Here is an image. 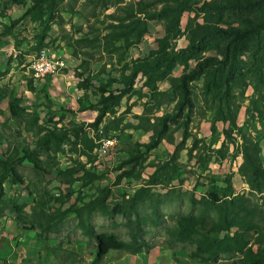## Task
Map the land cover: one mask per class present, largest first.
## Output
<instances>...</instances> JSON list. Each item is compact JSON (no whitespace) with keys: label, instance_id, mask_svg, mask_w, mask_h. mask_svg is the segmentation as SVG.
I'll return each instance as SVG.
<instances>
[{"label":"rangeland","instance_id":"1","mask_svg":"<svg viewBox=\"0 0 264 264\" xmlns=\"http://www.w3.org/2000/svg\"><path fill=\"white\" fill-rule=\"evenodd\" d=\"M136 1L56 0L50 10L45 3L33 8L31 0H0V12L7 14L11 2L18 15L6 23L0 21V155L19 160L22 150L30 152V161L20 160L15 167L22 182L12 183L8 178L3 183L0 232L14 224L33 232L61 264H86L95 253V241L78 227L76 210L103 187L111 189L109 205L123 202V197L145 186L156 164L164 163L158 171L159 183L149 188L161 194L171 191L165 199L173 201H145L128 214L95 211L89 219L93 232L113 233L125 242L135 235L144 252L154 247L177 248L188 255L193 245L176 241L177 215L214 218V209L190 198L201 200L211 190L223 195L229 182L252 212L246 222L255 228L233 226L230 230L243 231L248 245L262 248L264 241L256 230H264V189L250 188L241 174V140L232 129L231 140L224 141L223 131L230 124L215 120L213 109L202 102L203 77L190 83L192 107L176 122L167 123L168 138L149 151L140 145L149 140L152 131L148 128L172 111L177 96L169 77L158 81L152 93L141 73L127 89L132 60L148 56L164 36V24L157 17L146 20V31L137 41L134 31L124 33L123 24L130 19L122 7ZM150 1L149 10L162 4ZM136 16L143 14L134 12ZM202 16L184 11L181 34L170 45L185 47L189 41L186 24L202 23ZM126 34L127 41L122 39ZM42 49L61 57L64 68L41 80L27 65ZM193 66L190 61L189 67ZM182 70L181 65H174L170 77ZM236 76L230 90L231 110L237 126L257 145L264 168V81L258 84L255 74ZM13 98L22 107L18 116L9 110ZM49 131L59 135L47 145L38 144V138ZM103 140L112 142L105 153L99 152ZM128 221H137L138 227H128ZM189 259L195 264H242L238 253L222 254L216 262Z\"/></svg>","mask_w":264,"mask_h":264},{"label":"trees","instance_id":"2","mask_svg":"<svg viewBox=\"0 0 264 264\" xmlns=\"http://www.w3.org/2000/svg\"><path fill=\"white\" fill-rule=\"evenodd\" d=\"M160 1L162 2L160 7L152 10L148 9L152 4L150 0H137L122 7L130 19L127 24H123L124 33L134 31L136 41L146 31L147 19L157 17L164 24V36L158 39L157 49L152 50L144 58L132 60V71L126 76L127 89L132 86L133 78L141 73L145 78V85L152 93L157 89L158 81L169 77L168 80L177 96L172 111L160 116L157 119L158 124H152L148 128L152 131L149 140L140 145L145 148V151H149L155 148L161 139L168 138L167 123L176 122L185 109L192 107L190 83L203 77L199 92L202 102L213 109L215 120L230 124L223 131L224 141L231 140L232 129L236 130L241 140V174L250 188L264 189V168L259 158L257 145L248 138L241 127L237 126L236 114L231 110L233 103L230 95V90L237 81V74H255L258 76V84L259 81H264V0ZM31 2L33 8H41L45 3L51 10L56 0H31ZM187 10L201 13L203 20L202 23L189 21L185 28L189 34L188 44L182 48H175L170 45V41L180 36V17ZM236 11L241 14L234 16ZM134 12L143 14V16L134 17ZM3 14L4 11H1L0 15ZM226 14H228L227 18ZM127 38V34L122 36V39L126 41ZM210 51H213L212 54H205ZM190 61L194 62L192 68L189 67ZM176 64L181 65L183 70L179 76L170 77L171 69ZM17 100L13 98L8 102L10 113L13 116H18L22 110ZM57 135L59 133L49 131L38 138L37 143L47 145ZM185 137L186 135L175 146L172 158L177 155ZM29 153L28 150H22L19 160L7 156L3 158L0 155V198L4 195L3 183L6 179L10 178L12 183L22 182L16 174L15 167L18 161L29 160ZM164 165V163L156 164L145 186L138 188L127 198L123 197V202L109 205L108 199L112 192L109 187H103L98 190L96 196L76 210L78 227L94 238V262L101 259L109 250H125L130 253L141 251L140 240L137 236L132 235L131 241L125 242L119 240L113 233H94L89 219L95 211L102 215L128 214L135 211L136 206L145 201H157V203L173 201L171 198L165 199V197L169 198L171 191L161 194L151 192L149 188L159 183L158 171ZM118 177H122V172ZM190 199L194 203H203L215 211L214 218H205L203 215H177L175 220L176 241L193 245L188 253L190 258L200 262H216L222 254L238 253L241 255L242 264H264V245L262 248L254 249L248 245L243 231L231 232L230 230L233 226L244 230L255 228L246 222L249 221L252 212L242 204L240 196L234 193L229 182L223 195L211 190L201 200H197L194 196ZM133 224L138 227L137 221L127 222L128 227ZM221 232H223L222 236L213 235ZM256 233L257 237L260 235L264 241V230H256Z\"/></svg>","mask_w":264,"mask_h":264},{"label":"crops","instance_id":"3","mask_svg":"<svg viewBox=\"0 0 264 264\" xmlns=\"http://www.w3.org/2000/svg\"><path fill=\"white\" fill-rule=\"evenodd\" d=\"M11 5V2L8 3L7 14L0 16V21L3 23L18 17L14 14V7ZM15 6L18 7V5ZM18 9L19 12L22 10L20 7ZM2 222L0 221V227H3ZM4 229L6 231L0 232V264H61L53 250L39 240L33 232L23 230L14 224H9V228ZM113 251L109 250L97 262H94L95 253L93 252L86 264H195L190 261L189 252L186 255L177 248L154 247L148 251L136 253L125 250H121V253Z\"/></svg>","mask_w":264,"mask_h":264},{"label":"built area","instance_id":"4","mask_svg":"<svg viewBox=\"0 0 264 264\" xmlns=\"http://www.w3.org/2000/svg\"><path fill=\"white\" fill-rule=\"evenodd\" d=\"M27 68H33L34 77H40L42 80L47 76H41V68H48V75L62 72L64 68V61L53 52H49L47 49H42L37 55L31 57ZM111 143V140H103L101 142L99 152L105 153L107 147L111 145Z\"/></svg>","mask_w":264,"mask_h":264},{"label":"bare ground","instance_id":"5","mask_svg":"<svg viewBox=\"0 0 264 264\" xmlns=\"http://www.w3.org/2000/svg\"><path fill=\"white\" fill-rule=\"evenodd\" d=\"M33 71V76H34V70L32 68ZM48 75V68H41V76H45ZM35 78H40V77H35Z\"/></svg>","mask_w":264,"mask_h":264}]
</instances>
